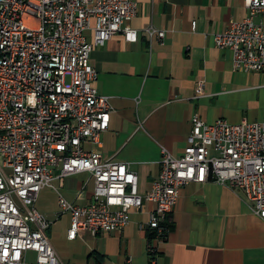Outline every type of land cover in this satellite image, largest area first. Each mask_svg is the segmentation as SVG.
<instances>
[{"label": "built area", "instance_id": "2783aa9c", "mask_svg": "<svg viewBox=\"0 0 264 264\" xmlns=\"http://www.w3.org/2000/svg\"><path fill=\"white\" fill-rule=\"evenodd\" d=\"M246 5L248 16L215 34L214 43L233 53L236 71L264 73V0ZM138 14L135 0H0V264H60L36 203L43 189L79 173L92 175L93 199L83 205L59 196L60 214L71 220L69 240L121 231L150 202L155 255L181 190L210 181L242 192L264 220V119L208 123L195 114L185 153L163 150L161 171L144 196L128 164L85 148L99 145L111 123L92 53L118 34L137 42L129 24ZM146 32L165 38L154 27ZM205 95L201 82L196 98Z\"/></svg>", "mask_w": 264, "mask_h": 264}, {"label": "crops", "instance_id": "0c3cea01", "mask_svg": "<svg viewBox=\"0 0 264 264\" xmlns=\"http://www.w3.org/2000/svg\"><path fill=\"white\" fill-rule=\"evenodd\" d=\"M135 1L139 14L129 26L139 32L138 41L118 34L92 53L96 88L109 98L111 123L99 145L85 148L128 164L144 196L161 171L163 150L175 157L185 153L192 117L239 123L242 109L234 107L242 102L236 95L247 90V80L264 73L236 71L233 53L214 43L215 34L248 16L247 0ZM150 27L164 31L165 38H151ZM86 35L93 41L94 30ZM201 82L206 95L196 98ZM54 185L40 192L36 207L50 222L48 235L60 264H264V220L242 192L227 186L212 181L185 186L170 216L174 228L151 255L152 203L133 211L121 231L81 232L69 240L71 220L60 214L59 196L88 204L94 180L86 172Z\"/></svg>", "mask_w": 264, "mask_h": 264}, {"label": "rangeland", "instance_id": "374dc122", "mask_svg": "<svg viewBox=\"0 0 264 264\" xmlns=\"http://www.w3.org/2000/svg\"><path fill=\"white\" fill-rule=\"evenodd\" d=\"M262 76L247 80V90L236 95V100L242 103H237L234 108L235 112L242 109V120L264 119V76Z\"/></svg>", "mask_w": 264, "mask_h": 264}, {"label": "trees", "instance_id": "16d2710c", "mask_svg": "<svg viewBox=\"0 0 264 264\" xmlns=\"http://www.w3.org/2000/svg\"><path fill=\"white\" fill-rule=\"evenodd\" d=\"M163 227H164V232L159 235V238L161 239L162 242H165L168 239V236H169L170 232L174 228V224L171 221V217H169L166 220V222L163 224ZM156 237H158V232L148 228L149 247L151 246L152 241Z\"/></svg>", "mask_w": 264, "mask_h": 264}]
</instances>
